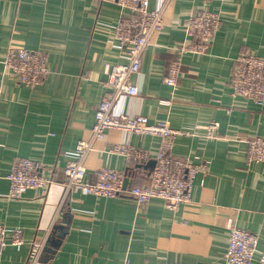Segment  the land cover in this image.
<instances>
[{
	"label": "crops",
	"instance_id": "1",
	"mask_svg": "<svg viewBox=\"0 0 264 264\" xmlns=\"http://www.w3.org/2000/svg\"><path fill=\"white\" fill-rule=\"evenodd\" d=\"M158 5L150 0L151 8ZM203 7L221 15L217 36L209 53L184 57L176 86L168 85L165 77L177 58L173 46L186 39L187 18ZM120 14L115 0H0V222L25 231L23 244L7 245L0 264H27L33 242H45L41 264H122L125 258L133 264H222L230 218L258 234L259 255L264 162L249 160L243 139L264 136V106L234 96L230 79L242 52L264 57V0H169L163 28L153 34L140 72L132 75L141 92L125 98L124 108L192 129L175 139L174 153L209 161L207 172L195 178L190 201L176 211L161 198L139 208L126 191L119 197L75 192L62 201L60 182L47 196L34 189L22 198L9 196L16 158L40 160L61 180L70 152L91 136L96 107L109 89L106 66L127 62L114 38ZM10 45L48 52L50 72L42 82L29 86L5 73ZM212 120L220 122L216 136L205 127ZM123 140L147 148L149 160L160 146L158 136L109 129L87 157V178L95 179L102 167L127 166L123 154L110 150ZM151 169L138 180L144 182ZM58 225L66 226L61 238Z\"/></svg>",
	"mask_w": 264,
	"mask_h": 264
},
{
	"label": "built area",
	"instance_id": "2",
	"mask_svg": "<svg viewBox=\"0 0 264 264\" xmlns=\"http://www.w3.org/2000/svg\"><path fill=\"white\" fill-rule=\"evenodd\" d=\"M158 1L159 5L151 8L150 0H115L121 7V14L114 24V38L123 47L127 62L106 66V86L109 89L96 107L91 136L79 140L70 152L73 158L64 166L61 180L40 160L25 156L16 158L8 175L9 196L25 197L29 189H34L39 196H47L51 186L60 182L64 187L62 201L75 192L119 197L126 191L135 199L139 208L147 206L153 198H161L168 208L176 211L183 203L191 200L195 178L199 172H207L209 161L197 163L190 157L177 155L173 147L179 135L192 134V129L174 128L169 121L155 122L146 114L130 112L124 108L125 98L137 96L141 92L140 86L132 80V75L140 72L143 52L153 34L161 30L165 22L164 13L169 0ZM220 25V13L210 8L203 7L190 14L185 22L186 39L173 46L177 58L165 77L168 85L176 86L184 57L209 53ZM49 62V54L43 49L10 45L3 64L5 73L13 72L21 83L33 86L49 74ZM230 84L234 96H242L264 106V57L253 50L242 52L235 60ZM2 96L3 88L0 85V100ZM205 127L210 136H216L220 122L212 120ZM109 129L151 134L160 138L156 164L142 184H133L135 177L127 169H138V165L147 163L151 158L150 151L125 140L114 144L110 150L123 154L127 166L121 169L102 167L96 172L95 179L87 178V157L96 141L104 138ZM243 140L248 144L249 160L264 162V136ZM126 177L131 180L128 187L124 186ZM227 227L230 231L229 242L222 264H254L255 261L264 264V252L257 255L258 234L239 226L232 218ZM24 232L23 228H9L0 222V258L7 245L23 244ZM44 245L45 242L32 243L27 264H41L40 255ZM122 264L133 263L125 258ZM166 264L185 263L168 261Z\"/></svg>",
	"mask_w": 264,
	"mask_h": 264
},
{
	"label": "water",
	"instance_id": "3",
	"mask_svg": "<svg viewBox=\"0 0 264 264\" xmlns=\"http://www.w3.org/2000/svg\"><path fill=\"white\" fill-rule=\"evenodd\" d=\"M155 164H156V159H151V160H149L147 162V164H145V166L147 168H149V167L153 168L155 166ZM129 184H131V180L129 179V177H126L124 186L128 187ZM55 229L60 232L58 236L61 238L64 235L65 231H66V226L58 225L57 227H55ZM56 245H57V242L56 241H52V246L56 247Z\"/></svg>",
	"mask_w": 264,
	"mask_h": 264
},
{
	"label": "trees",
	"instance_id": "4",
	"mask_svg": "<svg viewBox=\"0 0 264 264\" xmlns=\"http://www.w3.org/2000/svg\"><path fill=\"white\" fill-rule=\"evenodd\" d=\"M148 171V168L145 166V164H143L142 166L141 165H138V169H134L133 167H128L127 169V172L129 174H131V176L133 175L135 178H134V181H133V184H142L143 182L140 180H138V177L140 176V172H144V171ZM145 181V179H144Z\"/></svg>",
	"mask_w": 264,
	"mask_h": 264
}]
</instances>
